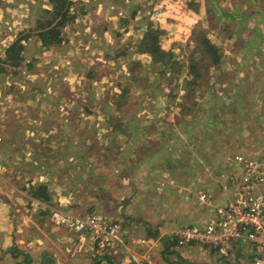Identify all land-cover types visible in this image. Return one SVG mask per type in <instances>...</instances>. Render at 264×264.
<instances>
[{"label":"crops","instance_id":"0c3cea01","mask_svg":"<svg viewBox=\"0 0 264 264\" xmlns=\"http://www.w3.org/2000/svg\"><path fill=\"white\" fill-rule=\"evenodd\" d=\"M81 1V7L91 11L84 15L85 20L90 18L94 31L106 38L116 31L127 3L133 2ZM47 2L45 8L51 6ZM30 32L18 74L10 75L12 68L0 74V124L6 126L0 145V264H136L117 244L98 254L91 235L56 227L54 214L59 210L98 212L118 222L127 242L137 249L134 241L139 239L152 246L153 242L169 240L180 228L204 227L215 208L235 196L232 178L240 174V167L233 153H225L236 147L221 141L219 135L240 139V145L254 148L248 137L264 136V100L257 104V110L244 104L242 113L232 107L233 98L224 99V107H216L213 113L192 96L183 98L186 112L178 107L170 113L160 105L155 107L162 111L128 115L116 111L119 116L108 112L94 115L88 108L75 111L74 78L81 80L79 101L89 100L84 93L89 90L88 81L83 79L90 75V60L83 59V55H90L82 43L85 37L75 31L63 32L66 39L61 46L40 45L43 51L36 56L31 55L32 40L39 39L34 32L25 31ZM23 35L18 37H26ZM116 35L120 37L122 32L117 30ZM40 48H34L33 54ZM111 55L107 53V58ZM80 68H86L87 73L83 75ZM118 86L113 93L118 94ZM254 86L248 82L247 87ZM16 94L19 99H15ZM220 98L218 94L214 102L221 104ZM208 99V107L215 108V103L211 106L213 96ZM106 116L113 118V126L119 122L123 128L92 125V117L99 120ZM223 116L226 122H222ZM131 120L134 126H128ZM45 187L48 200L34 198L33 193ZM203 193L208 196L205 203L199 200ZM143 248L137 249L141 251L138 261L153 263L151 248ZM240 251L246 256L242 264H248L251 251ZM175 252L177 264H238L197 244L178 246Z\"/></svg>","mask_w":264,"mask_h":264},{"label":"rangeland","instance_id":"374dc122","mask_svg":"<svg viewBox=\"0 0 264 264\" xmlns=\"http://www.w3.org/2000/svg\"><path fill=\"white\" fill-rule=\"evenodd\" d=\"M78 1L79 2L76 3L72 1V14L77 16L74 21L76 24L71 23L67 25L63 29V32L75 31L85 37L82 43L89 49L90 55H83V59L86 61L90 60V75L83 77V79L88 81V92H86L84 88L82 89L85 91L84 93H87L89 100L85 99L88 103L79 101L81 98V80L79 77L74 78L73 90L76 93L75 97L73 96L75 108L73 107L72 110L77 111L80 108H84V110L88 108L94 115L100 112L117 114L116 111L128 115V113L130 114L135 111L140 113L153 110L162 111V109L163 111L172 113L168 111L166 106L160 105L161 102L168 99L167 97L170 92L178 96V99H175L173 104L176 108L180 107V102H184L183 98L189 99V97L192 96V100L199 98V106L201 105L204 110L208 112L213 111V113L216 112L218 107H224V99L230 100L233 98L236 103L233 102L232 107H238L241 113L243 112L241 109L245 108L243 106L244 104H251L253 106L252 108L255 109L256 107L257 110V104L260 103V100H264V0H194V6H196L195 11L191 10V6H189V2L192 0H133V2L129 1L127 3V9L122 13L123 20L128 19L130 22H119L114 28L116 31H113L111 33L112 35H108L107 38L102 37L100 33L94 31V26L90 18H88L89 22L85 20L84 15L87 13L90 14L91 11L89 12V9H87L89 7H81L83 1ZM88 1L89 0L85 3L90 4ZM121 1L125 2L126 0H107L108 3H113L115 5L122 3ZM107 2H105V4ZM158 3H160V5ZM46 5H48L47 0H8L6 2L3 0L0 4V32L9 36L12 39L11 42L24 36L23 33L28 35L25 31H32L35 35L38 34L37 21L41 18H45L43 10L47 9V7H44ZM103 7L104 6H102V8ZM106 9L111 10L112 8L107 7ZM92 10L96 12V8L92 7ZM81 16H83V20L79 19ZM159 18L161 29L166 34V41L162 39L161 42L165 41L163 43L175 44L179 40H185L184 51H177L175 53L181 61H183L185 57H190L192 55V49L189 48V44L193 32L204 31L219 50L222 57L221 63L219 65H213V67L210 68V71L206 73L208 75L204 76V81H202L199 86L188 87L187 90H185V85L181 82L178 83L179 81H176L174 85L177 88H174V85L170 84L169 81L171 77H162L159 71L160 69H156L153 66L150 72L155 76L142 75L143 79L141 81L143 84H135L133 82L132 85L135 86V90H139L136 93L137 96L135 98L129 95L125 99L123 106H121L123 110L120 111L117 109L118 104L115 102L114 98V96L119 95V93H113L114 89H116L117 84H119L121 80L127 81L131 79L130 69L132 71V60L130 61L128 57L134 56L137 52L141 32L146 29L149 22L158 20ZM20 19H25L26 22L21 23L19 22ZM98 26L101 27V24H98ZM117 30L122 32V36L118 37L116 35ZM29 34L32 36L31 32ZM19 35L20 37H18ZM76 38L77 37L74 39L75 41ZM75 41L74 45H76ZM32 43L31 55L36 54L37 56L38 52L43 51L42 48H40L42 44L36 41V39H33ZM12 44H10L9 47ZM34 48H40V50H36L33 54ZM91 50H93L92 53ZM107 53H112V57L107 58ZM43 56H45V54ZM183 67H187L186 62ZM80 70L83 75L87 73L86 68H80ZM258 75L261 76L258 77ZM12 78L17 79V77ZM178 79L179 77L176 80ZM257 79L260 81L259 83L258 81L255 82ZM248 82L252 85L255 83L256 86L247 87ZM85 84L87 83L85 82ZM195 94L199 96H195ZM218 94H220L221 97V104L218 103V100L214 102V98H216ZM208 96H213L211 106L215 103V108L208 107V105H210ZM19 98V94H16L15 99ZM28 99L29 97L27 100ZM147 102L150 103V106H147ZM156 105H160L159 107L162 109L156 108ZM260 107L262 108L263 106ZM222 110L223 109L218 111L222 112ZM18 113L19 112L14 111L15 115ZM117 115L119 116V114ZM126 115L123 116L127 117ZM106 117L99 120H94V117H92V125L94 123L98 126H107L110 123L113 124V118ZM224 117L226 116L222 117V122H226ZM122 120L126 121L125 118H122ZM161 120L162 119H159V121ZM133 121L134 120H131L128 126H134L135 124ZM253 123L255 124V121H253ZM117 124L114 125L116 126ZM5 127L3 123L0 124L2 133ZM219 137H221V141H229V144L236 147L235 150H230L225 154L231 152L234 154L233 157L242 154L255 159L264 158V136L262 134H254L248 137L251 138V140L248 141L249 145L253 144L254 148L240 145L241 143L238 142L240 139L231 138L229 135H219ZM239 146H241L242 149L238 150L237 147L239 148ZM173 236L174 235L169 237V241L164 240V242L158 244L153 242L154 245L152 246L147 245L149 244V241H147L146 245H138L137 247H145L146 249L143 248V251H148V248H151L152 253L157 258H152L151 261L153 263L151 264H177L178 258L173 257L176 255V245L173 242L175 240ZM166 242H168V248L167 245H165ZM131 243L127 242L128 247L137 252L138 255L141 251L138 252ZM242 253V251L236 252L232 261H237L236 263L238 264L244 263V261H246V256L244 257ZM251 259L249 255L248 264Z\"/></svg>","mask_w":264,"mask_h":264},{"label":"built area","instance_id":"2783aa9c","mask_svg":"<svg viewBox=\"0 0 264 264\" xmlns=\"http://www.w3.org/2000/svg\"><path fill=\"white\" fill-rule=\"evenodd\" d=\"M11 40L0 32V61L4 59ZM3 138L0 130V145ZM234 161L240 167V174L232 178L235 196L217 206L204 227L187 226L173 237L180 247L197 244L229 261L240 248H248L252 258L249 264H264V158L238 154ZM199 200L207 202V194H201ZM53 222L58 228L91 235L98 254L106 252L111 244H117L129 253L132 261L141 264L137 252L128 247L122 226L100 213L73 214L59 210L54 214ZM134 243L146 245L142 239ZM147 263L151 264L150 260Z\"/></svg>","mask_w":264,"mask_h":264},{"label":"trees","instance_id":"16d2710c","mask_svg":"<svg viewBox=\"0 0 264 264\" xmlns=\"http://www.w3.org/2000/svg\"><path fill=\"white\" fill-rule=\"evenodd\" d=\"M73 0H49L50 8L43 10L45 18H41L37 21L38 38L43 47L51 48L55 46H61L65 39L63 35V29L73 24L76 15L72 14ZM160 1V0H159ZM3 0H0V4ZM160 5V3H158ZM191 10H196L194 6V0L189 2ZM165 9V7H164ZM154 16V14H153ZM129 23L130 20H121L120 23ZM24 38H18L6 51V55L3 60L0 61V74L1 72L6 73L8 68H12L10 75L16 76L17 70L22 67V63L25 61L23 58V52L25 50L24 43L28 41L30 35H25ZM165 32L161 29L160 18L158 20H152L149 22L145 30L140 34V42L137 48V52L134 56H129L128 59L132 65V71L130 69L131 79L127 81L121 80L118 84L119 95L115 96V102L118 104V110L122 111L121 106L125 103V99L131 95L136 98L137 92L135 86L132 85L142 83V75H155L150 72V69L154 66L156 69L159 68L162 77L169 78L170 84L174 85L176 81L185 85V90L188 87L199 86L210 68L213 65H219L222 57L217 47L208 38L206 32H193L192 39L189 44V48L192 49V55L185 57L183 61L175 55V53L182 52L185 49V40H179L175 44H166ZM162 39L165 41L161 42ZM186 62L187 67L184 68ZM176 75V76H175ZM179 77L178 80H176ZM175 79V80H173ZM177 83V84H178ZM143 84V83H142ZM176 84V85H177ZM174 88H177L175 85ZM139 89V88H138ZM141 91V90H140ZM171 97V98H170ZM166 101L160 103L162 106H166L168 111L175 112L177 109L173 106L174 100L178 99L177 94H170ZM182 112L187 111V104L180 106ZM109 127L123 128L122 124H109ZM117 130V129H116ZM36 199L48 200L46 196V187L41 188L33 193ZM169 241V240H167ZM176 247L178 246L177 241H173ZM167 248L169 247L168 242L165 243ZM166 248V249H167ZM165 249V251H166ZM182 262H180L181 264ZM186 264V263H182Z\"/></svg>","mask_w":264,"mask_h":264}]
</instances>
